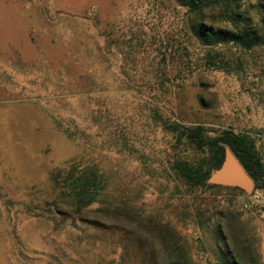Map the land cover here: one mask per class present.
Here are the masks:
<instances>
[{
    "label": "rangeland",
    "instance_id": "374dc122",
    "mask_svg": "<svg viewBox=\"0 0 264 264\" xmlns=\"http://www.w3.org/2000/svg\"><path fill=\"white\" fill-rule=\"evenodd\" d=\"M198 23L176 0H0V264H262L249 194L178 166L242 137L264 207V46H203Z\"/></svg>",
    "mask_w": 264,
    "mask_h": 264
},
{
    "label": "trees",
    "instance_id": "16d2710c",
    "mask_svg": "<svg viewBox=\"0 0 264 264\" xmlns=\"http://www.w3.org/2000/svg\"><path fill=\"white\" fill-rule=\"evenodd\" d=\"M176 1L180 6L185 7L190 14H194L199 19V23L196 25L195 37L201 45L215 46L231 43L243 49L264 46V19L254 21L251 15L245 16L246 12H241L240 10L241 3L244 0ZM209 13L221 15L222 21L229 22L231 27L204 25L207 22L208 17L206 16ZM183 137L187 147L193 144H202L203 141L207 140L203 138L199 128H185ZM213 144L215 149L210 154L209 166L205 167L201 164L197 168H190L186 161H182L183 163L178 166L180 175L187 182L204 186L210 170L221 166L224 149L228 148L250 179L256 184L262 175L261 164L252 147L245 139L233 133L225 132L216 138ZM91 202V199L84 201L81 204L82 208H85ZM181 254L183 258L186 256L185 252Z\"/></svg>",
    "mask_w": 264,
    "mask_h": 264
},
{
    "label": "water",
    "instance_id": "95a60500",
    "mask_svg": "<svg viewBox=\"0 0 264 264\" xmlns=\"http://www.w3.org/2000/svg\"><path fill=\"white\" fill-rule=\"evenodd\" d=\"M207 183L209 185L236 187L246 194H250L253 190V181L228 148L224 149L221 166L213 171Z\"/></svg>",
    "mask_w": 264,
    "mask_h": 264
},
{
    "label": "built area",
    "instance_id": "2783aa9c",
    "mask_svg": "<svg viewBox=\"0 0 264 264\" xmlns=\"http://www.w3.org/2000/svg\"><path fill=\"white\" fill-rule=\"evenodd\" d=\"M259 199H260V197L256 193L249 194L247 196L248 201L243 202V208H245V209H247V208L257 209V212L259 213V215L261 217H264V207H261L259 205Z\"/></svg>",
    "mask_w": 264,
    "mask_h": 264
},
{
    "label": "crops",
    "instance_id": "0c3cea01",
    "mask_svg": "<svg viewBox=\"0 0 264 264\" xmlns=\"http://www.w3.org/2000/svg\"><path fill=\"white\" fill-rule=\"evenodd\" d=\"M259 254H260L261 262L262 264H264V232H262L260 235Z\"/></svg>",
    "mask_w": 264,
    "mask_h": 264
}]
</instances>
